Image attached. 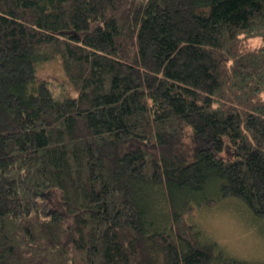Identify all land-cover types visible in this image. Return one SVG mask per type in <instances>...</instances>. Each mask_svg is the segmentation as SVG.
Masks as SVG:
<instances>
[{
    "label": "trees",
    "instance_id": "trees-1",
    "mask_svg": "<svg viewBox=\"0 0 264 264\" xmlns=\"http://www.w3.org/2000/svg\"><path fill=\"white\" fill-rule=\"evenodd\" d=\"M263 92L264 0H0V264H237L186 215L264 218Z\"/></svg>",
    "mask_w": 264,
    "mask_h": 264
},
{
    "label": "clouds",
    "instance_id": "clouds-1",
    "mask_svg": "<svg viewBox=\"0 0 264 264\" xmlns=\"http://www.w3.org/2000/svg\"><path fill=\"white\" fill-rule=\"evenodd\" d=\"M204 242L237 264H264V218L240 197L224 195L197 209L189 221Z\"/></svg>",
    "mask_w": 264,
    "mask_h": 264
},
{
    "label": "rangeland",
    "instance_id": "rangeland-1",
    "mask_svg": "<svg viewBox=\"0 0 264 264\" xmlns=\"http://www.w3.org/2000/svg\"><path fill=\"white\" fill-rule=\"evenodd\" d=\"M44 71H47L50 74V77L48 79H49L50 86L55 92V95L57 96L61 95L62 92L65 90H63L64 87L62 88V85H61V83L64 80V77L59 69V63L55 60H52V61L50 60L48 62L40 63L39 73L42 74ZM65 86L67 87L68 85H65ZM262 96L264 98V92L262 93ZM200 207L193 208L192 211L186 215V219L189 221V217L192 216L195 213V211L199 209ZM198 233L200 234L199 239L203 241L201 237V233L199 231Z\"/></svg>",
    "mask_w": 264,
    "mask_h": 264
}]
</instances>
